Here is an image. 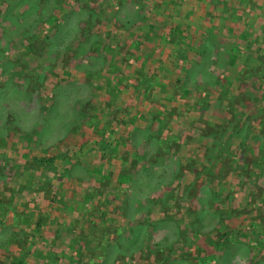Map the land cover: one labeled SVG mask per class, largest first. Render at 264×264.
<instances>
[{
    "label": "rangeland",
    "instance_id": "obj_1",
    "mask_svg": "<svg viewBox=\"0 0 264 264\" xmlns=\"http://www.w3.org/2000/svg\"><path fill=\"white\" fill-rule=\"evenodd\" d=\"M138 1L0 0V245L23 250L31 236L35 256L24 264L85 261L80 244L60 256L62 245L47 244L51 232L33 228L67 221L45 208L57 192L53 176L61 160L82 158V138L92 136L95 151L83 160L93 163L66 168L95 196L79 220L109 222V255L91 264H154L155 247L162 264H264V109L242 105L264 98V0ZM156 1L161 17L151 14ZM111 116L108 129L127 135L118 154L130 162L125 177L116 176L113 143L85 128ZM43 118L50 130L39 133ZM226 122L244 132L209 166L210 137ZM82 129L84 137L73 135ZM189 182L199 188L185 203Z\"/></svg>",
    "mask_w": 264,
    "mask_h": 264
},
{
    "label": "crops",
    "instance_id": "obj_2",
    "mask_svg": "<svg viewBox=\"0 0 264 264\" xmlns=\"http://www.w3.org/2000/svg\"><path fill=\"white\" fill-rule=\"evenodd\" d=\"M122 2H124V1H122ZM127 2H129L130 4L132 2H135L137 4L139 1L138 0H136V1H134V0H126V3ZM149 2H150V0L149 1H145L144 5H146V3H149ZM160 3H161V1L160 2L156 1V2H154L152 4L151 8L155 9V13L153 11H151L152 16H155V17H159L160 16L161 17L163 15L162 14L163 10H162V7H160ZM198 4L199 3L197 1L196 5H198ZM201 5L202 4H200V6ZM193 10L195 11V9H193L192 6H190L189 9L187 10L188 14H190V16L192 14L193 15H197L198 14V13L196 14L195 12H193ZM169 11H170V15H168V18H169V20H172L171 17L174 16V14H175L174 12L175 11L172 9V7H169ZM125 14H128V11H125ZM134 19L136 21L137 20L139 21V17L138 16L134 17ZM190 19H192V17ZM202 20L203 19L200 18L199 22H203ZM193 21L197 22L195 20H193ZM122 23H124V22H122ZM151 23L156 24L157 22L151 21ZM138 24H139V22H138ZM201 24H203V23H201ZM199 27H200V25H199ZM185 28H188V25H186ZM150 32H151V30H150ZM159 67L160 66H158L157 68L159 70H161ZM161 79L163 80L164 78L162 77ZM164 82H165V85H166L167 82L166 81H164ZM151 86H152V84H151ZM106 114H108V112L107 113L105 112V114H103V116H105ZM109 119H110V117L104 118L102 121H99L100 125L97 126L96 123L93 122V121H96V120L91 118V122H87L85 128L86 129H90L91 132L93 131V134H94L95 131H94L93 128L97 127L96 133H100V136H102V137L104 136L103 137V138H105L104 142L108 143V144L109 143H111V144L113 143V145H112L113 151L111 150L109 152H110V154L112 152H118L115 157L118 159L119 164H120V166L117 167V169H118L117 172L118 173L117 172H115V173H116V176H117V174L120 173V170H122L124 172H122L121 176H123V173L125 174V172H127V166H128V162L129 161L125 160L122 157L123 155H118V154H119V149H123L124 147L128 146L127 142H126L127 141V135L123 131L124 129L122 131L120 130V131H117V132L116 131L110 132V129L106 130V131L105 130L101 131V129H103V125H102L101 122H105V121H107ZM46 120L48 121V118ZM47 121H43L42 125L38 126V128H39L38 132L39 133L48 132L50 130V128H49L50 125L46 124ZM123 128H125V130L129 131V133H128L129 134L128 138H129V136L132 133L131 130L127 129L128 126H125ZM79 132L80 133H77V132L73 133V135L77 134L76 137H84L85 136L84 133H83V129L79 130ZM82 139L85 140V141L82 142V144H86L87 145V147H84V149H83V147L79 148V149H82V151H83L82 158L80 160H78L77 158L76 159L72 158V160H69V161L66 160L67 162L65 160H61V161L66 163V167H64L65 168L64 171H59V173H57V174H55L53 176L54 179L58 180V183H55L56 186L53 187V189L55 188L54 189L55 192L56 191L57 192L54 194V196L51 197V199H47V200H49V202H47V205L45 207V208H49L51 206V209L52 208L56 209V211H57L56 212L57 213L56 216L57 217H61L63 219L65 218V220H67V221L65 223H61V225H59V226L57 225L58 222H56L55 225H53V223L45 222V223L50 224L51 227H46V225L44 223V224H41L40 227L36 226L33 229L38 230L41 235H47L49 233V236H50V232H51V240L47 244H52V245L54 244L56 248L58 247L57 245H60V246L62 245L60 247L61 248L60 249L61 252L58 253L60 256L63 253V255L64 256H68V258L72 257V253L71 252L67 253V254H64V252L66 250L64 248V246H66L67 248L71 247L70 249H67V251H72V246L80 244L81 245L80 256L82 257L83 256V252H84V259H85V261L82 264H87V263H89V261L100 262L99 260H101V261L105 260L104 256L109 255L108 254L109 250L108 249L105 250L102 247H105L106 245H110L111 237L108 238V236H109V233H108L109 232L108 231L109 230V224L108 223L109 222L107 221V217L104 216L105 217L104 220H101V222L98 223V224H94L93 222H91L92 217H93L92 215L87 218L88 221H86V217L87 216L86 217L85 216H81L82 219L79 220L80 217L78 215H80V214H82V215L83 214L90 215L89 214L90 212L87 211L86 207L87 208H88V206L90 207V205L92 204V201L95 200V196L92 193H90V194L88 193V195H86L87 194L86 190H89V187H88L89 184L87 182L82 181V180H84V178L76 177L73 174H70L68 172L69 169L68 170L66 169V168L69 167L70 164H71V167L77 165V166H79V169H80V167L84 166V163H90L89 161L84 162L83 159L86 156H91V154L94 153L95 149H93V145H95V141H94L92 136L90 138L89 137H84ZM72 144L77 146V143H76L75 140H73ZM136 147H138V149H139V145H137ZM97 156L99 157V154H97ZM91 163H93V162H91ZM129 164H130V162H129ZM139 169H141V168H139ZM66 170H67V172H66ZM90 172H92V170H90ZM76 175H77V173H76ZM125 176H127V173L123 177H125ZM85 177H89V174L86 173ZM132 177L134 178V175H132ZM62 182H64V183L68 182L67 183L68 187H67L66 191H63V193L61 192V195H59L60 190H61L60 188L63 186ZM56 187H57V190H56ZM60 197L62 198L61 207L59 205H55V203L58 204V201H59ZM87 201H88V204L86 203ZM103 207H101V208H103ZM91 208H89V209L91 210ZM75 219L77 221V224L79 223L80 226H77V225H75V223H73L72 220H75ZM84 221H86V223H84ZM3 224H5V223H3ZM81 225H83L85 227H83V226L81 227ZM100 226H101V228H100ZM97 227H98V231L99 230L103 231V229L106 230L107 231V235L104 236V237H101L99 235V237H101V238L97 239V236H96ZM3 228L4 227H3L2 223H0V232H1V230ZM42 228H43V230H42ZM12 229H14V227H12ZM26 229L28 230V228H26ZM29 230H31V229H29ZM41 230H42V232H41ZM32 234L33 233H30V235H32ZM28 239L29 240L26 243L27 245H25L26 247L24 246L25 248H23V250H20L18 247L16 248L17 244H14L13 245L14 247H11V249H13L14 251H11V249H8L7 253L5 252L6 250L5 251L3 250L4 246H3V244H1L0 245V258H1L0 260L7 259V260L11 261L12 264H13L15 261L21 259V254H22L23 258H24L23 261L24 262H28V261L30 262V260H32L35 255L33 254L32 249H30L31 247H28L30 244L32 245V242H33L32 240L33 239L31 238V236ZM45 247H47V246H45ZM95 251H98V257L100 255L101 258H98V257H95V258H92V259L90 258V254L94 255ZM37 258L41 259L42 257H37ZM81 260H83V259H81Z\"/></svg>",
    "mask_w": 264,
    "mask_h": 264
},
{
    "label": "trees",
    "instance_id": "obj_3",
    "mask_svg": "<svg viewBox=\"0 0 264 264\" xmlns=\"http://www.w3.org/2000/svg\"><path fill=\"white\" fill-rule=\"evenodd\" d=\"M214 81L215 80H213V79H212V81L210 79H207L204 84L209 85V86L211 85V87H213V86H215V82ZM141 83H145V86L147 87V86H151L152 81H148V80L145 81L144 80V82H141ZM180 83H183V82L181 81ZM262 83H263V87L262 88L264 89V80L262 81ZM34 86H36V84H33L32 88H34ZM171 88H166V89H167L168 92H171V90H172ZM206 90L207 89H202V93L204 94ZM32 97H33L32 94H31V98H30V96H28L29 102L32 101ZM242 105H244L246 109H250L251 112H254L255 108L258 111L259 110H263L264 109V98L255 97L253 102L250 103V101L247 100V101L243 102ZM243 107H242V109H244ZM107 112L109 113V111H106V113ZM46 119L47 118H43V120H46ZM111 120H112V116L110 117L109 120H107L105 122H101L102 125H103V129L100 128L101 131L102 130H105L106 131V130H109L108 128H111V126H112ZM35 121L36 120H34L33 123H36ZM93 122L96 123L97 126L100 125V123L97 122V121H93ZM49 123H50V120H48L46 124H49ZM226 124L218 125L216 132H214V134L212 135V137H210V139H211V142L209 144L210 147L207 148V156H206V159L203 161L205 164L207 163L209 166L211 165V163H213V160L215 162H218L219 156L221 155V150H222L221 148L223 147V145H225V143L228 144V146L225 147V148H228L229 146H231V144L233 143L234 139L237 136L240 137V134L242 132H244L243 130H241L240 128H238V126L236 125V123H232V122L231 123L230 122L228 123V122H226ZM37 127L38 126H36V128ZM242 129H243V127H242ZM110 132H114V130L111 129ZM157 141H158V143H161V142L171 143L170 140L160 141L158 138H157ZM144 149H145V151H147L146 148H144ZM227 154H228V151H227ZM176 179L179 181V178H176ZM198 188L199 187L197 185H195V183L189 182L187 186H185V187L183 186V190H184L183 191V197L180 200L181 201H184L185 203L192 202L194 199H193L192 195H190V191L196 192V191H198ZM106 235H107V231L103 229L102 233H100V236L101 237H104ZM136 235H137V233H136ZM101 237H99V235H98L97 236V239L98 238H101ZM135 237H136L135 234H133L132 239H135ZM142 241H143V236H141L139 238V244ZM127 245L130 246V248H129L130 250H135L134 248H135L136 243L131 242V243H128ZM107 247H108V245H106L105 247H102V248L105 249V250H107L108 249ZM155 251H156V255H158L159 253H161L162 255H160L158 258H156L154 260V264H162V263L166 262L165 261V258L163 257V254L165 252L164 249H160L158 247H155ZM208 254H210L209 256H211L214 253H212L211 251H209ZM195 259H196L195 264H202L204 262V261L201 260V257H196ZM212 260L213 259L210 258V259H207L206 262L208 264H210L212 262ZM91 263L92 262L89 261V263H87V264H91ZM13 264H24V261L22 259H20V260L15 261ZM97 264H99V263H97Z\"/></svg>",
    "mask_w": 264,
    "mask_h": 264
}]
</instances>
